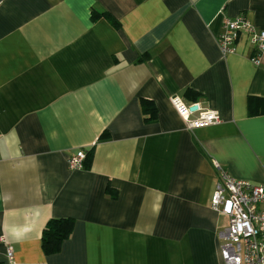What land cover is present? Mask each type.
I'll return each mask as SVG.
<instances>
[{"label":"crops","instance_id":"crops-1","mask_svg":"<svg viewBox=\"0 0 264 264\" xmlns=\"http://www.w3.org/2000/svg\"><path fill=\"white\" fill-rule=\"evenodd\" d=\"M239 15L264 30V0H0V263L224 264L214 163L264 182V56L216 39ZM174 96L221 122L189 129ZM79 149L91 163L69 169ZM58 218L74 227L46 254Z\"/></svg>","mask_w":264,"mask_h":264},{"label":"built area","instance_id":"built-area-1","mask_svg":"<svg viewBox=\"0 0 264 264\" xmlns=\"http://www.w3.org/2000/svg\"><path fill=\"white\" fill-rule=\"evenodd\" d=\"M241 34L248 37L252 46L249 60L258 65L264 56V30L254 26L242 15L224 17L216 39L223 55L236 51ZM171 105L189 129L207 127L221 122L212 110L203 109L198 102L187 104L179 97L170 99ZM195 106V109L192 107ZM86 152L79 149L67 158L69 169L83 168ZM217 180L210 198V206L227 223L217 231L219 254L224 264H264V182L253 183L231 177L214 163ZM12 260L11 248L6 250Z\"/></svg>","mask_w":264,"mask_h":264},{"label":"trees","instance_id":"trees-1","mask_svg":"<svg viewBox=\"0 0 264 264\" xmlns=\"http://www.w3.org/2000/svg\"><path fill=\"white\" fill-rule=\"evenodd\" d=\"M91 21L95 22L100 18L105 19L114 28H119L120 23L118 20L109 12L104 10H98L96 8H91ZM148 57L147 54H143L139 57V61H144ZM186 94L191 100H195L197 94L186 91ZM142 112L147 115L146 120H154L157 115V110L154 104L148 100L141 99ZM264 112V111H262ZM92 159V151H87L85 159L83 161V168L89 167ZM74 227V220L71 218H58L50 219L47 221L41 235V247L46 254L55 253L59 250L63 240L71 234ZM5 264V263H0Z\"/></svg>","mask_w":264,"mask_h":264},{"label":"rangeland","instance_id":"rangeland-1","mask_svg":"<svg viewBox=\"0 0 264 264\" xmlns=\"http://www.w3.org/2000/svg\"><path fill=\"white\" fill-rule=\"evenodd\" d=\"M224 226V223L219 226V230L222 229Z\"/></svg>","mask_w":264,"mask_h":264},{"label":"water","instance_id":"water-1","mask_svg":"<svg viewBox=\"0 0 264 264\" xmlns=\"http://www.w3.org/2000/svg\"><path fill=\"white\" fill-rule=\"evenodd\" d=\"M192 109H195V106H194V107H192Z\"/></svg>","mask_w":264,"mask_h":264}]
</instances>
